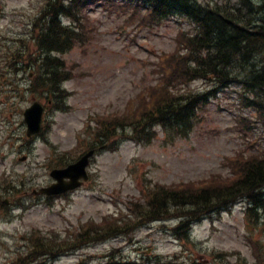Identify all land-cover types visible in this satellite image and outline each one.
<instances>
[{
  "label": "rangeland",
  "instance_id": "1",
  "mask_svg": "<svg viewBox=\"0 0 264 264\" xmlns=\"http://www.w3.org/2000/svg\"><path fill=\"white\" fill-rule=\"evenodd\" d=\"M253 1L262 4V0ZM42 2L0 0V199L8 200L0 205V264H7L12 256L25 264L22 255L37 234L42 240L38 246L57 240L55 246L61 252L70 242L66 240L76 239L86 223L109 221H130V225L116 234L102 233L108 237L91 235L75 246L71 243L76 250L70 252L67 245L66 254L44 262L101 264L105 257L115 256L123 264H254L259 260L264 264V213L248 221L243 200L194 223L187 243L176 239L174 218L137 224L131 208L144 203L143 195L159 186L197 187L228 179L237 157L264 148V128L255 109L240 99V83L214 93L199 108L188 136L172 140L154 125L148 143L128 135L110 139L90 159L89 178L81 187L59 197L33 194V189L52 180L49 171L63 160L71 162L88 144L99 147L94 132L102 120L121 119L143 103L161 77L159 58L177 53L178 34L193 31V24L181 16L149 26L138 23V15L121 5L107 1L86 5L83 15L90 40L55 53L69 75L63 83L68 93L65 104L46 110L42 131L28 138L22 112L37 97L24 92V84L36 73L27 57L13 73L8 58L31 47L32 38L43 27L37 20ZM262 15L264 11L256 13V19ZM208 86L202 80L188 84L199 90ZM23 155L26 158L19 160ZM44 233L56 238H44Z\"/></svg>",
  "mask_w": 264,
  "mask_h": 264
},
{
  "label": "trees",
  "instance_id": "2",
  "mask_svg": "<svg viewBox=\"0 0 264 264\" xmlns=\"http://www.w3.org/2000/svg\"><path fill=\"white\" fill-rule=\"evenodd\" d=\"M97 1L46 0L41 7L37 20L43 23V27L37 31L31 47L25 52L36 73L28 90L38 98L52 99L55 106L63 104L67 93L61 89L60 82L69 75H66L64 63L55 52H62L75 44L83 45L90 40V32L85 27L84 7ZM104 1L121 5L132 14H137L140 22L144 23L160 24L170 16H181L193 24L194 30L179 34L178 47L184 52L170 54L166 58L161 77L148 92L150 103L143 99V103L135 108L137 113L134 109L121 119L114 116L102 120L105 122L95 133L100 143L118 140L124 135L133 139L145 138L148 143L153 138L154 125L160 126L165 137L172 140L186 137L198 120L199 108L214 93L232 83H240L243 90L239 93L240 99L244 100L243 104L255 109L264 128V16L256 19V13L264 11L263 3L255 4L253 0H237L235 4H203L199 0ZM60 17L68 19L70 24H63ZM25 53L14 52L15 59L22 62ZM195 80L208 81L209 86L202 90L188 87ZM68 161L63 160L62 163ZM233 170L228 179L207 181L197 187L181 185L178 188L159 186L151 189L143 195L144 203L133 204L135 223L175 218L172 231L178 240L187 243L191 241L189 231L194 222L212 211L227 209L238 199L247 202V220H256L264 213V148L260 152L237 157ZM129 225L130 221L123 224L117 221L99 225L88 223L76 239L66 240L70 242L64 245V250L91 235L93 238L106 237L125 230ZM103 232L107 235H102ZM42 236L48 238L52 235ZM40 237L37 234L30 239L31 246L22 255L25 262L40 256L55 257L60 253L55 246L57 240L51 243L45 241L49 246L40 247ZM67 245L68 248H65ZM12 264H18L17 259ZM103 264L123 263L116 257L108 256Z\"/></svg>",
  "mask_w": 264,
  "mask_h": 264
},
{
  "label": "water",
  "instance_id": "3",
  "mask_svg": "<svg viewBox=\"0 0 264 264\" xmlns=\"http://www.w3.org/2000/svg\"><path fill=\"white\" fill-rule=\"evenodd\" d=\"M41 112L42 106L36 101L24 110V119L27 124L28 135L36 133L39 130ZM92 153L93 150H89L76 162L69 164L65 168L53 169L51 175L56 179V182L42 190L47 193H59L79 186L82 183L80 178L87 179L85 167ZM66 178L69 180H65Z\"/></svg>",
  "mask_w": 264,
  "mask_h": 264
},
{
  "label": "bare ground",
  "instance_id": "4",
  "mask_svg": "<svg viewBox=\"0 0 264 264\" xmlns=\"http://www.w3.org/2000/svg\"><path fill=\"white\" fill-rule=\"evenodd\" d=\"M252 2H254V1H252ZM221 22V21H220ZM210 24V23H209ZM263 32V31H262Z\"/></svg>",
  "mask_w": 264,
  "mask_h": 264
}]
</instances>
